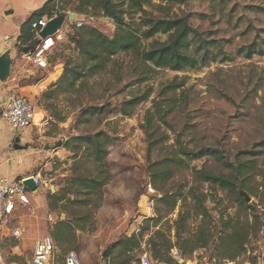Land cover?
<instances>
[{"label": "rangeland", "instance_id": "obj_1", "mask_svg": "<svg viewBox=\"0 0 264 264\" xmlns=\"http://www.w3.org/2000/svg\"><path fill=\"white\" fill-rule=\"evenodd\" d=\"M53 2L66 17L65 26L71 38L78 29L75 22L97 28L109 37H113L117 31L115 22L102 14L76 13L78 0ZM153 4L155 6L145 5L144 9L155 16H162L165 11L156 7L160 2L153 1ZM170 6L172 17H189L191 26L209 43L208 51L216 56L215 62L210 61L199 69L185 72L157 70L151 73L147 82L140 83V79L146 77L147 67L133 56L120 53L108 61L105 69L87 77L88 69L93 65L89 62L85 69L80 70L85 76L72 87L71 70L81 65L83 57L67 37L50 55L49 68L36 75L40 79L48 73L59 71L61 74L57 82L43 93L27 96L36 110L44 112L45 122L38 128L16 130L0 119L13 134L30 138L29 142L19 145L22 153L33 155L34 159L32 161V156L28 158V172L19 177L41 176L47 186L44 185L36 199L40 200L39 203L44 201L45 205L49 203L50 186H54L53 190L56 191L61 187L62 179L59 175L55 178L52 170L63 168V157L71 160L69 152L62 145L82 134L107 131L111 135L113 141L109 146L107 161L113 178L105 188L104 201L95 211L93 223L82 232L84 235L81 234L80 244L76 245L84 264H113L120 260L123 255L117 243L124 238L140 235L144 227L149 226L142 239V248L145 250L149 248V239L157 231L174 228L183 204L179 202L170 211L166 205L158 202L163 193H158L151 184V173L154 171L151 165L172 157L176 149H179L178 139L183 147L195 152L204 149L219 150L222 157L230 161H234L238 155L241 159H250L242 153L260 151L262 154L256 159L259 168L264 171V147L259 146L264 141V0H180ZM124 8L128 9L127 6ZM70 14L75 15V22H70ZM144 19L145 16L140 11L133 16H126L127 24L134 30L140 29V33L145 29ZM167 39V35H157L154 39L142 41V44L148 48L154 40L166 42ZM202 55L203 52L198 57L201 59ZM22 61L24 60L21 58L20 62ZM65 74L70 76L69 80L64 78ZM173 82H184L185 87L175 94L171 91L163 94ZM21 84H26L25 80L16 82V85ZM150 89L152 94L149 100L138 106L131 117L113 113L125 101L143 96ZM182 91L186 94L182 95ZM155 101L167 102V106L172 107L173 110L166 119L172 130L162 126L161 132H165L169 140L149 154V140L143 126L146 113ZM103 104L108 107L107 114L90 116L87 122L78 123L83 109ZM109 111L111 112L108 114ZM40 115L43 116V113ZM154 123L157 126L163 122L157 116ZM13 144L15 143H12L10 152H14ZM66 153L69 154L68 158ZM186 159L185 164L173 170L170 180H161L158 186L172 194L183 193L184 197L192 195L189 194L192 188L204 193L207 195L206 206L219 225L222 213L225 221L234 218L242 224L253 222L254 214L243 211L226 193H217L208 184L199 185L194 182L193 168H206L216 174H228L229 171L223 169L220 162L212 156ZM9 179L15 180L12 177ZM255 181L260 183L262 178L256 177ZM149 185L152 186L153 193L148 191ZM250 198V203H247L256 205V212L258 211L263 221L257 237L251 235L246 251L234 261L218 260L215 253L218 248L214 251L215 247L212 246L198 250L199 259L216 260L219 264H259L258 258L261 257L264 262V210L258 206L256 198ZM191 201L192 198L189 197L187 204ZM37 203L32 200L30 206L22 207L19 212L41 217L40 232L36 233L40 234L38 238L41 240L50 235L51 224L47 208ZM56 214L57 220L61 214ZM172 228L171 235L175 243ZM109 247V257L106 258L104 254ZM70 248L72 243L66 247L67 250ZM61 252L66 256L69 251ZM27 254L28 260H31L34 251L28 248Z\"/></svg>", "mask_w": 264, "mask_h": 264}, {"label": "trees", "instance_id": "obj_2", "mask_svg": "<svg viewBox=\"0 0 264 264\" xmlns=\"http://www.w3.org/2000/svg\"><path fill=\"white\" fill-rule=\"evenodd\" d=\"M53 1L48 0L22 25L19 37L21 52L32 53L39 43L36 32L32 30L34 21L43 17L53 19L55 16L63 15L60 9L53 5ZM78 1L75 8L76 13L80 15L94 12L102 14L115 22L117 31L113 37H109L97 28L83 25L76 29L72 38L69 35V41L76 46L79 55L83 57L81 65L71 70L70 85L72 87H75L81 77L85 76L80 70L85 69L89 62H92L93 65L88 69L87 77L94 75L100 69H105L108 61L120 53L133 56L136 61L147 67L146 77L140 79V83L147 82L151 73L157 70L185 72L199 69L210 61H216V56L208 51L209 43L203 39L198 30L191 26L189 17H172L170 14V5L180 0ZM153 1L160 2L156 7L160 11H165L162 16H155L152 12L144 9L145 5L155 6ZM125 6L128 9H125ZM139 11L145 16L143 23L145 29L141 33L140 29L134 30L126 22V16H133ZM157 35H167L168 39L166 42L154 40L148 48L143 46L142 41L154 39ZM201 52L203 55L200 59L198 54ZM64 78L69 80L70 76L65 74ZM184 87V82H173L166 87L163 94L168 91L175 94ZM151 94L152 90L150 89L143 96L132 97L119 108H115L113 113L131 117L138 106L149 100ZM185 94L186 92L182 91V95ZM107 110L106 104L85 108L81 111L78 123L87 122L90 116L107 114ZM172 110L171 106H167V102L155 101L153 107L147 111L143 129L149 140V154L157 146L169 140V136L161 130L162 126H167L172 130V126L166 121ZM157 116L163 123L156 126L154 121ZM112 141L113 139L107 131H99L95 134L75 136L62 145L69 152L73 164L72 174L61 180L60 189L54 194L51 191L48 193L49 209L67 217L66 221L58 222L54 236H63L64 233L71 232L75 239L77 231L85 232L93 223L94 213L104 201L105 188L113 178L107 161ZM177 143L179 149H176L172 157L151 165L154 169L151 173V184L154 185L158 193H163V197L158 199V202L166 205L170 211L174 210L179 202L183 204L174 228L171 227L174 229L176 242L173 243L169 227L157 231L149 239L147 243L149 248L145 250L142 248V239L143 234L149 230V226L144 227L140 235L124 238L117 243L123 257L113 264H133L138 255L145 252L151 254L155 260L169 261V253L175 247L184 256L190 257L198 250L208 249L212 246L215 247L214 251L218 248L215 252L218 260L234 261L246 251L248 243L251 241V235L257 237L260 232L263 219L258 211L256 212V205L247 203L246 196L256 198L259 202L258 206L264 210V171L259 168L256 159L262 153L247 151L242 155H247L250 159H241L238 155L234 161H230L225 160L219 150L204 149L195 152L183 147L180 139ZM259 146L264 147V141ZM205 156L214 157L229 173L216 174L206 168H193L194 182L199 185L208 184L217 193L219 191L226 193L229 199L236 202L243 211L254 214L252 223L242 224L234 218L225 221L222 213L219 225L215 223L216 217L206 206L207 195L204 193L192 188L189 193L192 195L184 197L183 193L172 194L169 190L164 191L158 186V182L161 180L164 182L170 180L173 170L185 164L186 158L189 160L200 159ZM256 177H261L262 181L260 183L255 181ZM189 197L192 198V201L188 205Z\"/></svg>", "mask_w": 264, "mask_h": 264}, {"label": "crops", "instance_id": "obj_3", "mask_svg": "<svg viewBox=\"0 0 264 264\" xmlns=\"http://www.w3.org/2000/svg\"><path fill=\"white\" fill-rule=\"evenodd\" d=\"M47 1L48 0H1L2 13H0V57L7 55L12 61V68L10 73L12 77L10 78L11 75H9L7 79L0 80V105H2L10 96L13 95L27 97L28 95H38L39 93L45 92L50 86H52L53 83L57 82L58 77L60 76L59 74H61V72L56 71L57 73H48V75L44 76L43 78L37 79V73H39V71L46 70H40L36 67L31 57V54L33 52H21L22 47L19 42L22 25L36 11L41 9ZM56 17L58 16H55L53 19H55ZM66 23L67 21L65 22V24ZM21 58L24 61L20 62ZM24 80L26 84L16 85V82H22ZM37 111L43 113V115L45 116L42 110ZM6 125L7 124L3 121L0 122V178L9 179L10 177H12L13 179L18 180L31 176H39L31 175L26 177H19L28 172V158L32 156L33 161L34 157L33 155L22 153V149L17 150L16 139L19 138L20 143H25L29 142L30 138L26 135L13 134L9 131ZM12 143H15V145L13 144L14 152L9 151ZM66 154V158H68L69 154ZM62 160L64 162L63 168L52 170L55 173V178H57V175H59L58 177L63 179L72 174L71 167L73 161L67 160L64 157ZM53 179L54 178H52V180ZM44 185L46 187L47 183L43 182L38 193L30 191L29 206L31 205L32 200H35L36 202H38L37 205H40L42 207L45 206L47 208L49 213V222L51 224L50 235L53 238L56 246L52 264H64L66 256H64L61 251H69L68 253H78L80 250L76 245L80 244L81 234L83 233L77 231L75 239L71 232H66L63 236H54V232L56 231V225L58 224V222L66 221L67 217L64 214H61L60 217L56 220L57 212L51 211L49 209V203L48 205H45L46 203H44V201H41V203H39L40 200L36 199L37 195L41 193ZM50 188L53 194L59 190H53L54 186L52 185L50 186ZM22 207L25 208L28 206L18 205L16 207L14 215L11 217L10 221L0 235V264H32L33 258L31 260H28L27 252L28 248L34 251L36 244L39 241L38 236L40 234L36 235V233L40 232L39 228L41 226L42 219L38 215L28 216L20 214L19 210L22 209ZM37 208L39 209V207ZM35 212L36 211L34 210V213ZM14 229H18L20 231L19 237L13 236ZM71 243L72 248H70V250H67L66 247ZM61 258H63V261H61ZM82 264H84L83 259Z\"/></svg>", "mask_w": 264, "mask_h": 264}, {"label": "built area", "instance_id": "obj_4", "mask_svg": "<svg viewBox=\"0 0 264 264\" xmlns=\"http://www.w3.org/2000/svg\"><path fill=\"white\" fill-rule=\"evenodd\" d=\"M0 13H2V2L0 0ZM53 20V19H52ZM51 20L42 18L32 24V30L36 32L39 41L34 52L31 54L34 64L40 70L49 68V57L58 44L69 37V31L64 27L54 35L45 39L40 37L41 32L46 28ZM77 28H81V22H75ZM0 119L6 121L16 130H26L29 128L40 127L45 122V116L34 107L32 101L25 96H10L0 105ZM33 179L39 191L43 184L41 176H31L23 179L11 181L8 178H0V235L16 211L18 205L29 206L30 190L26 187L25 181ZM38 191V192H39ZM148 191L153 193L152 186H148ZM34 192V193H38ZM51 219V218H50ZM14 237L20 236V231L14 229ZM56 246L51 236H45L39 240L34 250L32 264H52ZM195 252L193 256H184L178 248H173L169 253V261L155 260L148 252L138 255L133 264H219L216 260L199 259ZM259 264H264L261 257L258 258ZM64 264H82L81 256L76 252L66 255ZM222 264H236L235 262H225Z\"/></svg>", "mask_w": 264, "mask_h": 264}, {"label": "water", "instance_id": "obj_5", "mask_svg": "<svg viewBox=\"0 0 264 264\" xmlns=\"http://www.w3.org/2000/svg\"><path fill=\"white\" fill-rule=\"evenodd\" d=\"M69 18H70V21L75 22V15L74 14H70ZM65 22H66L65 16L61 15V16L56 17L55 19L51 20L48 23L46 28L41 32L40 37L45 39L49 36L54 35L56 32H58L59 30H61L64 27ZM11 68H12V61L10 60V58L7 55L0 57V80H5L9 77V75L11 73ZM19 143H20V139L17 138L16 139V149L17 150L22 149V147L19 145ZM25 185L31 192H38L39 191V189H38V187L35 184L33 179H28L27 181H25ZM246 201L248 203H250L251 198L249 196H246ZM110 248L111 247H109L107 249V251L104 254V257H106V258L109 257Z\"/></svg>", "mask_w": 264, "mask_h": 264}]
</instances>
